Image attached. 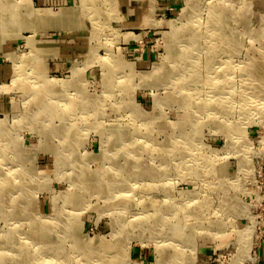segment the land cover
I'll return each mask as SVG.
<instances>
[{
    "label": "rangeland",
    "instance_id": "rangeland-1",
    "mask_svg": "<svg viewBox=\"0 0 264 264\" xmlns=\"http://www.w3.org/2000/svg\"><path fill=\"white\" fill-rule=\"evenodd\" d=\"M3 3L0 264H253L264 0H150L135 28L124 0Z\"/></svg>",
    "mask_w": 264,
    "mask_h": 264
},
{
    "label": "bare ground",
    "instance_id": "bare-ground-1",
    "mask_svg": "<svg viewBox=\"0 0 264 264\" xmlns=\"http://www.w3.org/2000/svg\"><path fill=\"white\" fill-rule=\"evenodd\" d=\"M6 6L7 5H5V3H3V4H1L0 5V12H1V14H0V17H3L4 18V16H3V11H5V18L8 16L7 15V12H6ZM27 7H28V5H27ZM31 7V6H30ZM22 9H24V8H22ZM29 9V8H28ZM70 8H68V9H64V8H61L55 15L57 16V17H65V16H67L68 15V13H69V10ZM29 11V14H34V15H40V16H47V15H54V13L53 12H51V10H49V9H33V10H31V9H29L28 10ZM27 11V12H28ZM25 12V11H24ZM21 14V13H20ZM19 15V14H18ZM12 16H14V10H12V13H11V17ZM17 17V16H16ZM20 17V16H19ZM24 17V16H23ZM4 18V19H5ZM30 19V18H29ZM18 20H20L19 18H18ZM50 21V20H49ZM22 25H27V21L26 20H24V19H22ZM21 23H20V25H21ZM5 24V20L4 21H2L1 22V24L0 25H4ZM34 24V23H33ZM30 26H33V25H30ZM58 27V26H57ZM171 27H173L172 28V35H174V32L176 31V29H177V25H175V24H171ZM171 35V36H172ZM30 38L31 37H26V41L28 42V44H32V42H31V40H30ZM176 48V47H175ZM210 61H212V60H210ZM208 66H209V68H211V65L212 64H207ZM72 72L74 73L75 72V69H73L72 70ZM227 74V73H226ZM226 74H224V76H221L222 77V79H224L225 78V76L227 77V75ZM215 76H217V75H212V78L215 80L216 78V80L217 81H219L220 80V76H217V77H215ZM260 78H262V76H259ZM54 82H53V81ZM50 79V81L48 82V83H50L51 85H53V86H57L58 85V83L60 82V80H58V79ZM62 82H63V85L65 86V83L67 82V81H63L62 80ZM185 90V89H184ZM210 93V95H208V98H210L211 100H215V101H217V102H219V101H221L224 105H226V106H228V104L230 103L229 101H228V99L229 98H231V89H229V88H223V89H219V88H215L214 90H212L211 92H209ZM41 94V93H40ZM252 94V93H251ZM252 96V95H251ZM251 96H250V92H246L245 94H244V97L243 98H251ZM41 98H42V96H41ZM40 98V99H41ZM210 100V101H211ZM210 101H208V103L207 104H203L204 105V107L205 108H212V105H211V102ZM251 101H253V102H251ZM250 102H251V106H252V108H257V105H260L262 102H260L259 101V99L257 98V96H252V98L250 99ZM223 105V106H224ZM200 105L198 104V107H199ZM103 150V149H102ZM241 151H243V150H241ZM245 151V150H244ZM101 153H103V151H101ZM240 158V160L238 161V164L239 165H243V164H247L248 163V161H247V159L245 158V156H242V154H241V156L239 157ZM228 170V169H227ZM120 171H122L123 172V167L121 168V170ZM124 173V172H123ZM101 181V180H100ZM115 182H117V181H110L107 185H108V187L109 188H118V189H121V191H117V192H123L124 190H122L123 189V184H121V182H118L117 184H115ZM85 185H86V183H85ZM38 236H41L42 235V233L40 232L39 234H37ZM30 237H32V236H30ZM31 240H32V238H30ZM29 239V240H30ZM34 240V239H33ZM43 240H46V239H43ZM98 242V241H97ZM88 244V243H87ZM98 246H100V242H98V245H96V246H90V249L91 250H94L95 251V249H96V247H98ZM113 250H114V248H112ZM77 250H80V252H82V251H84L85 250V248L82 246L81 248H78ZM90 252V251H89ZM161 252V251H160ZM20 251L19 252H17V254H16V256L18 257V258H21V256H20ZM162 253V252H161ZM160 253V254H161ZM10 254H13V252H11ZM82 255V259H76V257L75 256H69V255H61L60 256V258H58V259H56V261H54V260H52L49 264H66L67 263V261H68V258H70V257H72V259H75L74 260V264H96V259H95V261L94 260H92L93 258H94V255L93 256H85L84 254H81ZM29 256L30 255H28V254H26V255H23V258H25V260H26V262H24L25 264L27 263V260H28V258H29ZM160 257H163V255H161ZM10 258L12 259V256H10ZM49 259H53V257L52 256H49ZM158 257H157V259H156V264H158ZM77 260H79L78 262H77Z\"/></svg>",
    "mask_w": 264,
    "mask_h": 264
},
{
    "label": "crops",
    "instance_id": "crops-1",
    "mask_svg": "<svg viewBox=\"0 0 264 264\" xmlns=\"http://www.w3.org/2000/svg\"><path fill=\"white\" fill-rule=\"evenodd\" d=\"M149 1L150 0L145 1L147 6L145 5V6L140 7V5L138 4L139 0L138 1L124 0V3H126V5H124L125 8L123 10H127V11H125V13H126L125 19L128 21L127 22L128 27L135 28V26H137L140 23L139 19L142 18V20H143L144 17H141L142 16L141 14L144 13L143 12L144 8L145 9L149 8V5H148ZM147 10H149V9H147ZM148 13H149V11H147V17H148ZM54 19L55 20L52 19L50 21V23H47L48 24L47 26H50L51 28L57 27V25H59L58 22H59L60 18L55 16ZM68 39H70V38H68ZM71 44L72 43L69 41L66 42V44H64V45H66L67 50H69L71 48ZM61 45L63 46V44H60V45L55 44V43L50 44V51L57 50V49L62 50ZM43 46H42V48H43ZM46 46L47 45L44 46L45 47L44 50L45 49L49 50V48ZM67 53L65 55H63V57L67 56L66 58H61L62 59L61 62L54 63V64H52V66L53 67H65V66H67L68 57H72L70 54H67ZM253 264H264V237L260 241V243L256 249V256H255V260H253Z\"/></svg>",
    "mask_w": 264,
    "mask_h": 264
},
{
    "label": "built area",
    "instance_id": "built-area-1",
    "mask_svg": "<svg viewBox=\"0 0 264 264\" xmlns=\"http://www.w3.org/2000/svg\"><path fill=\"white\" fill-rule=\"evenodd\" d=\"M264 144V143H263ZM261 144V145H263ZM264 146V145H263ZM257 202H258V218L259 220L257 221L258 225V231L255 236V245L253 249V253L256 256V249L260 243V241L264 237V156L260 158L259 161V166L257 168ZM255 256L253 260H255Z\"/></svg>",
    "mask_w": 264,
    "mask_h": 264
}]
</instances>
